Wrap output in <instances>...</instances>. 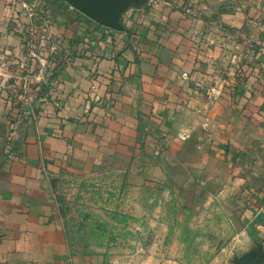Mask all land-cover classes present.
<instances>
[{"label": "crops", "instance_id": "1", "mask_svg": "<svg viewBox=\"0 0 264 264\" xmlns=\"http://www.w3.org/2000/svg\"><path fill=\"white\" fill-rule=\"evenodd\" d=\"M126 5L117 26L67 0H0V264H98L71 246L53 183L106 160L141 183L238 166L264 238V0ZM254 30L256 52L213 66Z\"/></svg>", "mask_w": 264, "mask_h": 264}, {"label": "rangeland", "instance_id": "2", "mask_svg": "<svg viewBox=\"0 0 264 264\" xmlns=\"http://www.w3.org/2000/svg\"><path fill=\"white\" fill-rule=\"evenodd\" d=\"M126 1L94 0L85 14L98 13L118 26L135 12ZM256 31L257 41L244 31L242 47L218 46L228 56L213 66L225 71L237 63L236 55L256 52L262 46ZM128 167L123 160H106L53 183L75 250L98 264H264V238L254 231L255 207L238 166L179 168L177 179L143 183L130 180Z\"/></svg>", "mask_w": 264, "mask_h": 264}, {"label": "water", "instance_id": "3", "mask_svg": "<svg viewBox=\"0 0 264 264\" xmlns=\"http://www.w3.org/2000/svg\"><path fill=\"white\" fill-rule=\"evenodd\" d=\"M69 3H71L76 8L82 10V11H88L89 4H92L94 0H67ZM93 13V12H92ZM98 15V13H96Z\"/></svg>", "mask_w": 264, "mask_h": 264}, {"label": "built area", "instance_id": "4", "mask_svg": "<svg viewBox=\"0 0 264 264\" xmlns=\"http://www.w3.org/2000/svg\"><path fill=\"white\" fill-rule=\"evenodd\" d=\"M25 8H27L29 10V15L31 16V18L35 17V13L34 11L30 8V6L27 3L23 4ZM97 89L96 86L93 87V91H95ZM188 138V136L186 134L181 136L182 140H186Z\"/></svg>", "mask_w": 264, "mask_h": 264}]
</instances>
